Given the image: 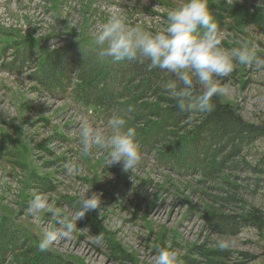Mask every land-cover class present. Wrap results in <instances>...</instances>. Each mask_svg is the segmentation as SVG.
I'll return each mask as SVG.
<instances>
[{"label":"rangeland","instance_id":"1","mask_svg":"<svg viewBox=\"0 0 264 264\" xmlns=\"http://www.w3.org/2000/svg\"><path fill=\"white\" fill-rule=\"evenodd\" d=\"M181 2L0 0V264H155L158 247L176 251L183 264H264V72L237 63L216 79L214 110L226 107L236 125L224 129L219 145L227 146L212 142V153L200 156L201 167L181 171L163 164L155 151H165L187 131L199 135L197 125L208 112L191 111L170 126L164 122L171 129L167 137L156 135L158 144L145 146L137 132L166 113L174 99L166 88L148 93L128 85V98L112 101L108 114L82 103L85 92L91 101L97 91L79 89L86 76L97 79L127 61L98 54L94 38L106 18L119 13L129 26L162 30L168 11ZM207 2L222 47L248 44L264 57V0ZM67 56H73L67 64L72 83L61 80L66 93L52 99L47 84L32 81L38 70L32 74L45 57L54 63ZM203 90L194 80V94ZM125 113L140 154L128 171L107 165L106 150L83 153L80 137L84 120L107 133L110 118ZM37 192L54 213H29ZM87 192L98 196V207L77 220L70 238L41 251L43 234L65 217L73 219ZM156 207H162L157 217ZM221 241L227 246L220 248Z\"/></svg>","mask_w":264,"mask_h":264},{"label":"clouds","instance_id":"2","mask_svg":"<svg viewBox=\"0 0 264 264\" xmlns=\"http://www.w3.org/2000/svg\"><path fill=\"white\" fill-rule=\"evenodd\" d=\"M94 41L100 57L114 62L147 61L149 69L173 75L176 81H170L166 87L182 111H213L212 97L220 93L216 79L231 74L237 63L264 72V57L250 45L231 49L221 46L207 0H182L168 11L166 27L157 31L145 30L139 25L129 26L121 14H111L100 25ZM194 80L204 89L199 95L194 94ZM132 110L129 106L127 113ZM127 113L112 116L107 133L84 120L80 126L82 152L89 154L94 148L106 150L107 165L122 164L125 171L136 166L140 161L136 130L127 125ZM97 197L95 193H84L79 199L80 211L73 217L75 223L67 217L58 221L59 227L47 230L38 248L46 251L58 239L70 238L77 228V220L98 207ZM45 209L54 213L47 199L37 192L28 204V211L39 218ZM218 246L227 245L221 241ZM156 252L155 264H183L177 252L170 248L158 247Z\"/></svg>","mask_w":264,"mask_h":264},{"label":"trees","instance_id":"3","mask_svg":"<svg viewBox=\"0 0 264 264\" xmlns=\"http://www.w3.org/2000/svg\"><path fill=\"white\" fill-rule=\"evenodd\" d=\"M48 60L49 59L44 60L40 65V82L49 78L48 82H44L45 84L58 85L59 77L64 76V64L66 62L64 63L62 60H56L54 63H51ZM88 77L89 76H86V81L82 82V85L85 88H91L93 86L92 90L97 89L96 95L94 93L95 96H93V103L97 106L103 107L107 113H109V110H113L112 107L114 104L112 101L120 104L121 98H128L127 94L124 95L127 91L128 85H132L133 87L138 86L139 88H142L141 91L153 93L164 91L163 88L167 89L166 85L172 81L171 74L160 69H149L147 61L140 62L139 60H127L119 63V65L112 69L109 67L104 75H100L97 79L92 80V78ZM91 80L92 84H89ZM156 82H161L162 86L156 85ZM177 84L179 86L178 82ZM165 92H169V90L167 89ZM84 97H86V95H84ZM170 103V106L166 109V113H163L162 111V114H160L162 115V118L157 123H153L149 128L140 129L139 132H137V135L141 137L143 145L158 144L157 138H159V136L156 135L161 136V134H163L162 137L164 138L167 137L165 135L171 130L164 126V122H167V125L170 126L172 124L170 120L184 119L185 116L191 113V111L180 110L176 106L174 99H172ZM225 109L226 107L218 106L215 110L208 112V117L201 120L197 125L199 128V135L196 133L193 134V131L190 130V132L187 131L182 134L181 137H179L181 139L175 142L169 141L168 144L165 145V151L157 149L155 152H157L158 159L163 164L178 171H181V169L185 167L192 168L198 165L201 167L203 163H200L202 160V157L200 156L204 157L207 155L208 151L212 153V150H209L212 149V142H214V146L218 145L219 148L228 145V143H224L220 146V139L226 134L224 130L226 126H235L236 124L233 120H229L228 111ZM157 110L158 109H152V111H154L153 115ZM156 114L158 115V113ZM248 132L249 135L252 136L256 133V131ZM240 144V141L234 143V148H239ZM1 251L2 249H0V254Z\"/></svg>","mask_w":264,"mask_h":264},{"label":"bare ground","instance_id":"4","mask_svg":"<svg viewBox=\"0 0 264 264\" xmlns=\"http://www.w3.org/2000/svg\"><path fill=\"white\" fill-rule=\"evenodd\" d=\"M258 92H260L259 89H258ZM161 208H162V207H161ZM161 208L156 207V208L154 209L153 213L155 214V215H154L155 217H157L158 215L161 214V213H160L161 210H162Z\"/></svg>","mask_w":264,"mask_h":264}]
</instances>
